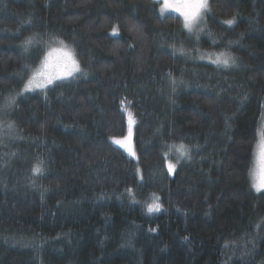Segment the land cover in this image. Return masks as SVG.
Listing matches in <instances>:
<instances>
[{
  "label": "trees",
  "instance_id": "16d2710c",
  "mask_svg": "<svg viewBox=\"0 0 264 264\" xmlns=\"http://www.w3.org/2000/svg\"><path fill=\"white\" fill-rule=\"evenodd\" d=\"M208 4L193 36L155 0H0V103L49 43L82 70L0 107V264H264V0Z\"/></svg>",
  "mask_w": 264,
  "mask_h": 264
},
{
  "label": "snow or ice",
  "instance_id": "6c2138e0",
  "mask_svg": "<svg viewBox=\"0 0 264 264\" xmlns=\"http://www.w3.org/2000/svg\"><path fill=\"white\" fill-rule=\"evenodd\" d=\"M209 10L208 0H162L160 6L161 15L167 11L178 13L183 17L184 27L189 31H193L202 20L204 14ZM234 21L227 20L225 23L231 25ZM113 35L118 34V30L113 28ZM32 40L26 41V45H30ZM56 47H52L45 55L41 65L32 71L31 76L24 84L23 91L30 92L37 88H45L52 84L55 80L66 79L73 76L74 73L80 71L79 64L75 59L73 50L68 48L63 41H57ZM183 51V50H181ZM209 59H212L209 57ZM213 63L218 65L229 66L234 64L235 60L226 53H220L212 59ZM8 105L15 103V97H10ZM129 117V135L123 139L113 138L112 143L119 145L125 149L130 156L135 157V151L131 146V128L134 123L132 113H128ZM12 126L9 125V128ZM179 153L180 158L189 156V149L184 145H173ZM175 165L168 163V171H174ZM40 167L34 168V172L39 173ZM249 177L252 187L257 191L264 190V126L259 130V139L253 151V166L249 169ZM161 205L158 203V198H155L151 204L147 206L149 213L160 211ZM227 246V245H226Z\"/></svg>",
  "mask_w": 264,
  "mask_h": 264
},
{
  "label": "rangeland",
  "instance_id": "374dc122",
  "mask_svg": "<svg viewBox=\"0 0 264 264\" xmlns=\"http://www.w3.org/2000/svg\"><path fill=\"white\" fill-rule=\"evenodd\" d=\"M155 1H156L157 3H159V4L162 3V0H155ZM208 1H209V0H208ZM165 13H166V14H171V15H176V16H178L179 18H181V20L183 21V17H181V16H180L178 13H176V12L167 11V12H165ZM204 15H205V14H204ZM203 18H204V16H203ZM201 25H203V20H202V21H201L196 27H194L193 31H191V32H189L188 30H187V31H188L191 35L195 36L197 33H200V32H201V30H199V27H200ZM183 26H184V24H183ZM184 28H185V27H184ZM56 46H58L57 43H49V44L46 46V48H45L43 54H41L40 56L35 55V58H36V60H37V61H36V65L33 66L32 68H30V69L27 70L26 75H25V78H24V81H23V83H22V86L20 87V90L18 91V94H17V95H16V94H15V95H12V94H11V95L5 97V98L1 101V103H0V107H2L3 110H6L8 107L11 106V105L9 106L8 103H7L10 97H15V98L17 99V98H20V97H22V96H24V95H26V94H29V93L42 92V91H45V90H47L48 88H50V87H52V86H54V85H56V84H58V83H60V82L70 81V80H73V79H75V78H77V77H79V76L81 75L82 70H81V68H80V71L74 73L73 76L67 77L66 79L55 80L52 84H49V85H48L47 87H45V88H42V89L37 88V89H35V90H33V91H30V92H24V91H23L24 84L26 83L27 79L31 76L32 71L35 70V69H37V68L41 65V62L43 61V59H44L46 53H47L52 47H56ZM215 56H216L215 54L213 55V54L206 53L205 55L200 56V59H201L202 61L207 62V63H212V64H214V65H218V64L212 62V59H214ZM209 57H211L212 59H209ZM75 59H76V57H75ZM76 60H77V59H76ZM77 62H78V61H77ZM78 64H79V63H78ZM218 66H224V65H218ZM79 67H80V66H79ZM261 121H262V122H261L260 129H261L262 126H264V116H263V119H261ZM260 129H259V130H260ZM10 130H11V129L9 128V126L3 125V124L1 123V121H0V137H2V136H6V137H7V135H9L10 133H12V131H10ZM132 133H133V131H132V128H131V139H132ZM128 135H129V132H128ZM258 139H259V132H258ZM258 139H257V142H258ZM110 140L112 141L113 139L111 138ZM256 144H257V143H256ZM176 145H180V144H176ZM255 147H256V146H255ZM161 154H162V167L165 168L166 170H168V163L171 162L172 164L175 165L174 171H176V169H177L178 167H180L181 164H182V162L187 158V157L180 158L179 153L176 151V149H175L174 147H170V148L163 149ZM131 157H132V156H131ZM132 158H134V157H132ZM135 158H136V156H135ZM251 186H252V184H251ZM252 188H253V187H252ZM253 191H254L256 194L264 193V190L257 191L255 188H253Z\"/></svg>",
  "mask_w": 264,
  "mask_h": 264
}]
</instances>
